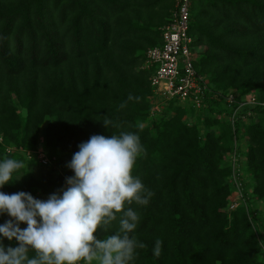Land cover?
I'll list each match as a JSON object with an SVG mask.
<instances>
[{"label":"trees","instance_id":"trees-1","mask_svg":"<svg viewBox=\"0 0 264 264\" xmlns=\"http://www.w3.org/2000/svg\"><path fill=\"white\" fill-rule=\"evenodd\" d=\"M133 18L140 19L139 10ZM119 20L125 23L115 31ZM149 29L130 23L122 0H0V93L3 85L15 96L27 90L25 115L4 120L14 129L7 133L0 124V160L19 159L4 146L10 140L24 146L26 132L39 137L45 116L52 120L42 129L44 145L71 158L93 134L136 132L146 155L137 159L133 175L153 196L146 206L131 205L141 216L134 234L146 247L136 250L130 264H264V213L253 206L264 203V108L225 102L229 93L239 103L254 91L264 101V0L192 4L188 35L203 49L194 67L215 92L206 94L200 110L172 99L162 102L161 112H151V72L134 71L161 43ZM108 50L115 52L112 58H106ZM130 94L140 100L120 108ZM105 115L113 121L108 129ZM234 152L243 161L233 172L222 158ZM70 160L60 158L39 179L32 174L35 162L28 161L29 171L0 192L49 196L74 174L64 167ZM232 179L245 207L220 211ZM95 235L107 234L98 229ZM157 238L159 257L152 251ZM0 242L17 246L3 237Z\"/></svg>","mask_w":264,"mask_h":264},{"label":"clouds","instance_id":"clouds-1","mask_svg":"<svg viewBox=\"0 0 264 264\" xmlns=\"http://www.w3.org/2000/svg\"><path fill=\"white\" fill-rule=\"evenodd\" d=\"M131 100L140 97L130 94L120 108ZM102 123L106 129L113 125L106 115ZM77 147L66 165L74 174L46 200L24 191L0 192V214L10 217L0 225V237L17 245L0 242V264H130L136 250L146 247L134 234L141 216L131 207L146 206L153 196L133 175L137 159L146 155L139 134H93ZM26 168L20 159L0 160V187L18 181L29 169L15 178L13 174ZM98 229L107 234L103 239L95 235ZM161 250L157 238L153 255L159 257Z\"/></svg>","mask_w":264,"mask_h":264},{"label":"built area","instance_id":"built-area-1","mask_svg":"<svg viewBox=\"0 0 264 264\" xmlns=\"http://www.w3.org/2000/svg\"><path fill=\"white\" fill-rule=\"evenodd\" d=\"M198 1L202 0H177L174 11L160 32L161 43L146 52L143 69L151 72L149 79L152 88V96L149 97L152 102L151 112L159 111L162 102L172 99H177L182 105L188 104L194 109L200 110L204 106L206 94L215 93L210 91L205 78L197 74L193 63V60L197 59L203 50L201 47L193 45V38L188 35L191 6ZM225 102L230 105L237 104L238 108L250 104L264 108V101H258L254 95L244 97L239 103H236L233 94L229 93L225 96ZM234 116L235 112L232 119ZM237 158L238 156L234 152L229 154L228 161L231 164V159L234 163ZM54 161V157H39V163L43 166L54 165ZM239 167L240 164L232 171L238 170ZM236 185L238 188L237 183ZM229 208L233 210L236 207L232 205Z\"/></svg>","mask_w":264,"mask_h":264},{"label":"rangeland","instance_id":"rangeland-1","mask_svg":"<svg viewBox=\"0 0 264 264\" xmlns=\"http://www.w3.org/2000/svg\"><path fill=\"white\" fill-rule=\"evenodd\" d=\"M177 0H122L123 5L126 7V12H127V16L130 17V23L131 24H136L138 26H148L150 29L152 30V32H157L158 35L160 36V32L162 30V28L166 25L167 21L172 12L174 11L175 5H176ZM139 10V17L140 19L137 21L133 18V16H135L136 11ZM121 23H125V21H120L119 22H115L113 27L114 30L116 31L119 27ZM135 38V35L133 36ZM115 48V51H117V47L118 45H112ZM108 52L110 54L107 55L106 58H109L111 56L114 55V51H110L108 50ZM112 58V57H111ZM144 70L143 66L141 67H136L134 68L135 72H138L137 70ZM42 77V74H41ZM20 88L21 85H18ZM3 89L1 90L0 93V115H1V120H0V124H3L6 126L5 131H7V133L11 132V130H13L14 128L11 127V125H8L5 121H7V119H10V117L12 115H14L15 117H17L18 119L21 118L22 116L25 115L26 111L24 110V103L26 101L25 98V93L27 92V90H17V91H21V95L20 96H15L13 91L16 90H12L10 89V87L8 85H3L2 86ZM255 94H257L256 91H254V96ZM253 95V94H252ZM249 98V97H248ZM161 107L159 108V111H157L158 113L161 112ZM10 110H13L12 113H9ZM156 112V111H155ZM2 113L4 114L2 116ZM154 114V113H153ZM5 120V121H4ZM52 120V118H49L48 116H45L43 119V126L41 127L40 133H39V137H38V133H30L28 134V132H26L27 134H25V139L27 140V142L24 143V146H16L14 144L13 140L9 141V145H5V152L6 154H16L15 156H18L20 160H23L25 163H27L28 161H33L35 162V167H34V171H33V176L35 179H39L43 174H46L48 172V168L47 166H43L39 163V157L40 156H53L56 158L55 165L54 168L57 167L56 163L60 160V158H70L71 159V155H68V153L62 151V150H54V153H52V151L50 150V148L47 145H44V138L42 136V129L43 127L50 123ZM10 124H13L11 122H8ZM5 131L1 132L0 134V143H3V138H4V134ZM37 135V141L35 139H33L35 136ZM33 139V140H32ZM29 140V141H28ZM12 141V142H11ZM36 141V143H35ZM34 143V144H33ZM229 153L224 154L222 161L223 163L226 161V159H228V155ZM232 153H230L231 155ZM228 155V156H227ZM243 161V159H241L240 161L236 160V162L233 163V160L231 159V171L234 169V167L236 168L237 165L239 163H241ZM67 161L64 165V167L67 165ZM57 171V170H55ZM55 171L53 175L55 174ZM61 171V170H60ZM59 172V171H57ZM236 183L234 181H230L229 182V189H230V195L227 199L226 202V206L223 207L220 211L223 210H228V211H236L239 207H245V203L244 201L241 199L240 194L238 192V188L236 187ZM48 198V196H44V198H40L41 200H46ZM38 199V198H37ZM236 202V204H234ZM229 203V204H228ZM232 204L233 206L237 207L235 208V210H230V205ZM228 205V206H227ZM253 206L255 209H258L260 211L261 214L264 213V203H260L255 202L253 203ZM10 219V217H8L6 214L4 216V222L6 220ZM26 224L21 223L20 227H25ZM260 228V227H259ZM261 233V232H260ZM262 234V233H261ZM264 236V232L261 235V237Z\"/></svg>","mask_w":264,"mask_h":264}]
</instances>
